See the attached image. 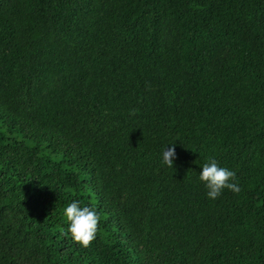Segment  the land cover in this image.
I'll use <instances>...</instances> for the list:
<instances>
[{
  "label": "trees",
  "instance_id": "obj_1",
  "mask_svg": "<svg viewBox=\"0 0 264 264\" xmlns=\"http://www.w3.org/2000/svg\"><path fill=\"white\" fill-rule=\"evenodd\" d=\"M0 264H264V0H0Z\"/></svg>",
  "mask_w": 264,
  "mask_h": 264
},
{
  "label": "clouds",
  "instance_id": "obj_2",
  "mask_svg": "<svg viewBox=\"0 0 264 264\" xmlns=\"http://www.w3.org/2000/svg\"><path fill=\"white\" fill-rule=\"evenodd\" d=\"M174 159V149L168 147L165 150L164 147L161 153L162 164L171 167ZM234 175V172L229 168L218 165L215 159H209L201 167L198 179L208 190L207 197L215 199L224 188L234 192L239 190L238 186L231 182ZM62 214L67 221V231L72 239L82 247H87L97 232L99 216L96 209L88 205H81L77 200H72L63 208Z\"/></svg>",
  "mask_w": 264,
  "mask_h": 264
}]
</instances>
